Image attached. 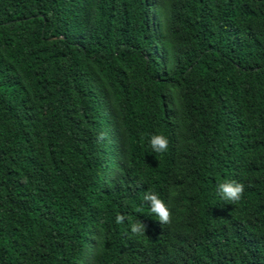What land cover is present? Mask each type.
Segmentation results:
<instances>
[{
    "label": "trees",
    "instance_id": "16d2710c",
    "mask_svg": "<svg viewBox=\"0 0 264 264\" xmlns=\"http://www.w3.org/2000/svg\"><path fill=\"white\" fill-rule=\"evenodd\" d=\"M0 264H264V0H0Z\"/></svg>",
    "mask_w": 264,
    "mask_h": 264
},
{
    "label": "clouds",
    "instance_id": "9594fccd",
    "mask_svg": "<svg viewBox=\"0 0 264 264\" xmlns=\"http://www.w3.org/2000/svg\"><path fill=\"white\" fill-rule=\"evenodd\" d=\"M106 138L104 133H101L98 137L101 141ZM150 145L154 152L164 153L168 150L169 140L163 134H153L150 137ZM244 184L236 180H225L217 185V194L225 201L230 203H238L244 193ZM149 205L150 211L157 215L158 221L163 224L171 223V211L165 202L154 191H147L143 197ZM125 217L118 215L116 217L117 223H123ZM131 232L137 235H144L146 231V225L140 220H137L130 225Z\"/></svg>",
    "mask_w": 264,
    "mask_h": 264
}]
</instances>
